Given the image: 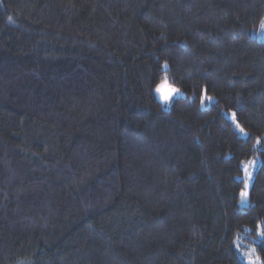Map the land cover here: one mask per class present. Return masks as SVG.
Returning <instances> with one entry per match:
<instances>
[{
    "label": "trees",
    "instance_id": "16d2710c",
    "mask_svg": "<svg viewBox=\"0 0 264 264\" xmlns=\"http://www.w3.org/2000/svg\"><path fill=\"white\" fill-rule=\"evenodd\" d=\"M262 23L264 0H0V264H264Z\"/></svg>",
    "mask_w": 264,
    "mask_h": 264
},
{
    "label": "rangeland",
    "instance_id": "374dc122",
    "mask_svg": "<svg viewBox=\"0 0 264 264\" xmlns=\"http://www.w3.org/2000/svg\"><path fill=\"white\" fill-rule=\"evenodd\" d=\"M255 35L259 40H264V30L261 29V27L255 31ZM158 88H161L164 92H168L170 89H177L178 91L175 93L171 94V97L169 100L165 101L161 95L160 92L157 91ZM155 94L156 97L166 106L169 107L171 102L174 99L180 98V97H184L185 94L177 87L173 86L172 84L169 83V81L166 79L164 81H162L156 88L155 90ZM215 99L212 97H208V96H204L203 100H202V107H206L207 105L212 104V102H214ZM227 118L233 122L234 124H237L236 122V117L234 113H226ZM239 130V134L241 135V137L245 138L247 137V133L245 131H241L240 128H238ZM260 165V160L256 159V160H252L250 162H247L244 167V174L242 176V179L244 180V186L245 188L242 190V192H246L247 196L246 197H242L240 195V201H239V205L241 207H245L248 206L250 204L249 202V191L250 188L252 186L253 183V179H254V173L257 170L258 166ZM241 192V193H242ZM250 263V262H249ZM252 264H256L255 262L252 261Z\"/></svg>",
    "mask_w": 264,
    "mask_h": 264
},
{
    "label": "snow or ice",
    "instance_id": "6c2138e0",
    "mask_svg": "<svg viewBox=\"0 0 264 264\" xmlns=\"http://www.w3.org/2000/svg\"><path fill=\"white\" fill-rule=\"evenodd\" d=\"M261 29L264 30V23L261 24ZM157 91L160 92L162 97H163V99L165 101H167V100L170 99L171 94L177 92L178 90L177 89H170L168 92H164L161 88H158ZM241 131H242V129H241ZM241 196L242 197H246L247 193L246 192H242Z\"/></svg>",
    "mask_w": 264,
    "mask_h": 264
}]
</instances>
